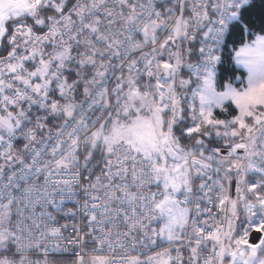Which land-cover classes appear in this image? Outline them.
<instances>
[{"label": "snow or ice", "instance_id": "obj_1", "mask_svg": "<svg viewBox=\"0 0 264 264\" xmlns=\"http://www.w3.org/2000/svg\"><path fill=\"white\" fill-rule=\"evenodd\" d=\"M177 3L178 14L169 8L163 15L152 11V0L146 4L143 0H0V250L11 242L14 255H19L18 260L0 257V264H32L27 250L41 247L43 264H51L47 238L60 237L61 229L45 223L42 230L44 216L53 217L46 212L37 217L35 205L58 208L50 199L52 186L63 185L61 191L71 192L80 182V169L91 171L98 150L97 164L102 162L103 168L85 189L90 200L84 203L92 231L83 236L98 245L92 250L91 264H116L117 248L154 244V236L170 244L180 241L177 262L183 259L181 248L187 247L189 264H264L257 255L264 254V34L248 40L256 23V0ZM260 23L264 32V8ZM198 34L203 36L202 61L194 65L187 61L192 49L186 55L183 44L195 41ZM236 38L245 42L232 59L245 70L246 78L237 76L238 87L229 82L218 91L215 67L221 56L217 51ZM184 67L197 79L191 99L183 91L191 83L180 75ZM116 68L121 69L118 76ZM141 72L155 81L150 79L144 91L138 87ZM112 77L116 83L109 90L105 85ZM81 88L91 101L89 108L97 103L104 106L106 114L92 124H99L95 131L80 115L85 111L83 103H76ZM111 96L116 103L109 108ZM230 105L235 106L231 118L214 114V109L227 112ZM50 118L63 119L55 137L43 131ZM185 119L191 124L181 133L195 141L192 148L184 147L175 133ZM213 134L223 139L226 152L206 147L202 137ZM18 135L25 141L22 151L12 143ZM53 139L49 153L48 141ZM240 150L243 155H238ZM247 172L258 173L259 178L249 183L244 179ZM69 173V179H52ZM225 181L235 182V199L227 195ZM153 184L156 191H145ZM209 193L216 195L225 213L230 210L236 217L241 206L248 213V227L239 238L233 235L232 219L227 220V231L223 224L209 230L207 222L201 227L193 219L191 233L187 232L189 209L181 204L187 205L193 196L211 202ZM14 204L19 219L15 230H10L5 225ZM30 208L33 212L25 215ZM157 219L166 223L150 234L145 221ZM121 224L126 230H117L114 239L113 228ZM73 230L77 238L71 243H84L75 225ZM251 231L259 234L255 242L248 239ZM209 241L211 251L205 258ZM173 259L166 250L150 257L149 264H172ZM78 264L87 262L81 258ZM126 264L140 261L130 257Z\"/></svg>", "mask_w": 264, "mask_h": 264}, {"label": "built area", "instance_id": "obj_2", "mask_svg": "<svg viewBox=\"0 0 264 264\" xmlns=\"http://www.w3.org/2000/svg\"><path fill=\"white\" fill-rule=\"evenodd\" d=\"M143 2L146 4L147 0H143ZM169 8H172L176 13L178 14V3L177 0H152V11L153 12H161L163 15H167V10ZM190 13H186L188 15ZM175 17H173L174 19ZM166 35L165 32H161L160 36L163 38V36ZM137 39H142L141 34H137ZM203 39L202 34L197 35V39L195 41H189L185 42L183 44V48L185 50V53L187 55V45L190 43H194L196 41H200L199 48L201 46V41ZM207 46L212 47L213 42L207 41ZM146 51H150V48L145 49ZM215 50V49H214ZM218 54V51H217ZM189 59V55H187V61ZM202 58L199 53L198 49V56L197 59L192 64H197L198 62H201ZM113 63H116V61H113ZM184 68H182L180 75L184 78ZM115 72V75H120L121 69L116 68L113 70ZM124 75L127 76V68H123ZM188 76L191 80V83L193 84L194 89L196 87L197 79L195 76L191 75L190 71L188 70ZM146 78L147 75H145L143 72H141L139 79ZM115 78L112 77L106 82V87L111 90L115 86ZM82 89V88H81ZM99 99V97H97ZM197 102V100H196ZM77 104L83 103V107L85 109L84 112L80 113V115L84 116L85 121L89 124L90 131H95L96 128L99 127V124L96 125V127H92L93 122L97 120L99 116L102 114H106L104 110L103 103H97L93 105L91 108L88 107L89 104H91L90 100H86V98L83 96L81 92L77 94L76 99ZM116 100L114 96L110 97L109 100V108H111L113 105H115ZM63 123L62 118L58 119H49L48 127L45 128L43 131L45 134H47L49 131L52 133L53 137H55L56 132L59 130V125ZM100 123H104L103 120L100 121ZM71 129L69 128V131ZM83 132L81 133V136H83ZM90 134V133H89ZM65 139H67L65 137ZM205 142V141H204ZM14 148L18 150H23V144L25 141H23L22 137H17V139L12 141ZM55 143V139L48 141V151L50 153L52 144ZM205 145L208 149L211 148H220L222 152L227 151V146L225 145L223 139L215 138V140L211 143L205 142ZM207 152V151H206ZM238 155H243L242 150L238 151ZM50 158L49 156H46L45 159ZM81 164L83 163V159L81 156L80 160ZM2 163V161H0ZM232 163H235V160L233 159ZM89 168H91V171H88L85 168L80 169V177H79V184L73 185L72 191H61L60 189L63 188V185H53V190L50 196V199L55 200L56 204L58 205V208H54L51 205H42V204H36L34 208V213L37 217L41 215V213L46 212L50 214L53 219L49 220L47 215L44 216L43 221L41 222V229L43 230L44 224L46 223L49 227H59L61 229V236L60 237H48L47 243L49 245V250L47 253V258L54 257V256H61V257H69L72 258L75 263L78 264L81 258H83L87 264H91V256L93 254V248L98 247V245L95 244V242L91 239V237H84L83 233L92 231L88 227V217L85 215V209H84V203L86 200H90V197L88 193L85 191L86 188H88L89 184L94 182L96 179V176L100 174L101 169L103 168V163L97 164V161L95 164H90ZM235 173V169H233V174ZM71 176V173L67 175H61V176H53V180H60V179H69ZM42 179L40 180V183H42ZM208 183H211L208 181ZM156 191V185L153 184L149 186V188H146L145 191L148 190ZM13 193L16 196H19L20 193L16 190H13ZM209 196H211V202L207 198L201 199L199 201L196 200L195 196H193L191 202H189L187 205L181 204L183 207H187L189 209V224L186 226L187 232L191 233L192 229V223L191 221L193 219H196L201 227H205V222L207 224L211 225V229L214 230L216 227L221 226L223 224V227L225 231H227V220L232 219L233 222L235 220V217L232 216L231 211L229 210L227 213L222 211L223 205H221L214 193H209ZM182 199V197H180ZM7 202L6 199L4 201ZM199 203L200 206V215L196 216V203ZM230 209V207H229ZM11 222H12V230H15V226L18 222V215H17V206L14 204L11 207ZM25 215H29L33 212V209H25L24 210ZM65 213H73L70 215H65ZM122 220V217H121ZM27 223H31V221H27ZM145 223L149 224V233L151 234V231L155 230V220L148 222L145 221ZM76 226L80 232H81V238L84 239V243H71V240L76 239V232L73 230V226ZM66 226V227H65ZM108 227H112L111 224L108 225ZM125 231L126 228L123 226V224L120 225L119 229L113 228V238L115 239V233L116 231ZM99 234V233H94ZM36 235H39L37 232ZM135 235V234H134ZM43 240V238H41ZM153 239L156 241V236L153 237ZM27 243V241H25ZM184 243H187L185 240ZM209 247L203 250V255L205 258H207L208 253L211 251V242L209 241ZM180 241L169 243L165 247L156 248V243H149L145 242L143 244L137 243L135 247H132L130 243L126 244V249H120L117 248L116 253L113 254V259L115 260L116 264H126V258L130 257H136L140 261V264H149V258L152 257L156 252L164 249H168L172 257L174 258L172 261V264H189L188 257L190 255V249L185 247L181 248V256L183 257L182 261L177 262L175 261L176 257V249L179 246ZM12 250H11V256L15 259H19V255L16 254V248L15 245L11 243ZM55 249V250H54ZM27 255L29 259L33 262L37 259H45V253L44 249L41 247L39 249L31 248L27 250ZM200 264H203V261L200 262Z\"/></svg>", "mask_w": 264, "mask_h": 264}, {"label": "trees", "instance_id": "obj_3", "mask_svg": "<svg viewBox=\"0 0 264 264\" xmlns=\"http://www.w3.org/2000/svg\"><path fill=\"white\" fill-rule=\"evenodd\" d=\"M262 8H264V0H256V5H255V8L253 10V19L256 21V23H255L254 28L252 29V35L248 37V40L252 39L255 35L264 34V32L261 31L262 25L260 23V15H261V9ZM243 42H245V41H242L239 38H236L235 43L229 42L227 48L221 47L218 50V55L221 56V61L218 62L216 64V67H215V73H216V79H217L216 82H217L218 88H222L226 82H231L232 79L236 75L244 76V72L241 69L237 68L234 65L233 60H232L233 52L240 45H242ZM199 43H200V41L198 40L194 43H190L187 45L188 49L189 48L192 49L191 54L189 55V59H188L189 63H193L197 59ZM184 79H189L187 67H185V69H184ZM192 88H193V84L190 83L189 88L183 90L187 94V96H186L187 99H191ZM80 92L82 93V89L80 90ZM214 113L219 114L220 111L216 110ZM227 113H230L231 115H233L235 113V109L230 105ZM189 124H191L190 119H185L184 121H182L175 128L176 135L180 138L186 137V136L182 135L181 129L184 128L186 125H189ZM186 138L188 139V137H186ZM184 141H185V139H184ZM98 160H100L99 156L96 157L91 163L96 162ZM169 243L166 242V243L161 244L157 241V238H156V248L165 247ZM49 260L52 263H56V264H61L63 262L65 263L66 261L69 262L70 264H77V263H75V261L72 258H69V257L54 256V257H49Z\"/></svg>", "mask_w": 264, "mask_h": 264}, {"label": "rangeland", "instance_id": "obj_4", "mask_svg": "<svg viewBox=\"0 0 264 264\" xmlns=\"http://www.w3.org/2000/svg\"><path fill=\"white\" fill-rule=\"evenodd\" d=\"M11 21H9V23H10ZM255 38V36L252 38V39H254ZM251 40V39H250ZM242 45H240L236 50H238L240 47H241ZM235 50V51H236ZM235 51L233 52V56H232V58L234 57V55H235ZM165 59H167V57L165 56L164 57ZM233 60V59H232ZM233 63H234V65H235V62H234V60H233ZM236 66V65H235ZM237 67V66H236ZM238 68V67H237ZM239 69H241L243 72H244V76H241V75H236L233 79H232V83H233V85L234 86H239L240 85V81L239 80H236V77L237 76H240L241 77V79H245L246 78V72H245V70L244 69H242V68H239ZM150 79L151 78H149L148 76L146 77V78H141V79H138V87L140 88V90L141 91H144L145 90V84L146 83H148L149 81H150ZM217 79L215 80V83H216V87H217V90L218 91H222L223 90V87L222 88H218V86H217ZM151 82L154 84L155 83V81H154V79H151ZM226 83H229V82H226ZM225 83V84H226ZM224 84V85H225ZM125 91H127V89L125 88ZM196 104H197V106H198V104H199V100H198V98H197V102H196ZM234 109H235V106L234 105H231ZM216 110H219V109H214V112L216 111ZM220 111V110H219ZM218 118H221V119H223V118H231L232 117V115L230 114V113H227V112H221L220 111V113L219 114H217V113H214ZM190 125V124H189ZM203 138V140L205 141V142H207V143H211V142H213L214 140H215V135L213 134L211 137H209V136H204V137H202ZM184 139H185V141H184ZM221 139V138H220ZM180 140H181V143H182V145L184 146V147H186V148H192V147H194L195 146V141L193 140V139H190V138H186V137H183V138H180ZM190 141V142H189ZM206 155H207V152L205 153ZM100 157V160H101V153H100V151L98 150L96 153H95V158L96 157ZM94 164H95V162H93ZM93 163H91V164H93ZM212 175H213V177L215 178V176H216V173L213 171L212 172ZM259 178V174L258 173H255V172H247L246 174H245V176H244V179L246 180V181H248L249 183H251V182H254V181H256L257 179ZM206 179V178H205ZM199 180H197L196 181V187H198V185H199ZM211 182V181H210ZM225 183V188L227 189V195H229V197L230 198H232V199H235L236 198V193H235V186H234V184H235V182L234 181H232V182H228V181H225L224 182ZM161 190H162V186H161ZM215 191H219V189L217 188V189H215ZM182 208H183V206H181ZM229 207H230V205H229ZM247 221H248V213H246L245 212V210L243 209V207L241 206V207H239L238 208V215L235 217V220H234V223H233V227H234V232H233V235L234 236H237V238H239V236H241V235H243V233H244V230H245V228H247L248 227V223H247ZM165 223H166V220H163V219H157V220H155V231L156 232H159L160 231V229L161 228H163L164 227V225H165ZM6 227H8L10 230H12L11 229V227H12V223H11V214L9 215V221L8 222H6V225H5ZM251 232H254V231H251ZM255 233V232H254ZM257 234V233H256ZM156 238H157V241L159 242V243H161V244H163V243H166V242H168L169 243V241L167 240V239H162V238H160L159 236H156ZM248 239H249V237H248ZM10 245H11V242H9L8 244H7V248L6 249H3V250H0V257H3L4 255H1L2 253H3V251H7L9 248H10ZM168 251V249H164V250H160V251H158V252H156L152 257L153 258H155V257H157V254L158 253H161V252H165V251ZM258 255V257H260V258H264V254H262V253H259V254H257ZM230 259V258H229ZM44 260L45 259H37V260H34L33 262H32V264H43V262H44ZM47 260L49 261V262H51L50 260H49V258H47ZM51 264H56V263H52L51 262ZM61 264H70L69 262H63V263H61Z\"/></svg>", "mask_w": 264, "mask_h": 264}, {"label": "crops", "instance_id": "obj_5", "mask_svg": "<svg viewBox=\"0 0 264 264\" xmlns=\"http://www.w3.org/2000/svg\"><path fill=\"white\" fill-rule=\"evenodd\" d=\"M11 214V212H10ZM259 234H256L254 232H251L250 236H249V241L250 242H255L256 241V237L258 236ZM11 250H12V246L10 245V248L7 250V251H3V253L1 255H4V256H8V257H12L11 256ZM259 254V253H258ZM14 258V257H12ZM15 259V258H14Z\"/></svg>", "mask_w": 264, "mask_h": 264}]
</instances>
